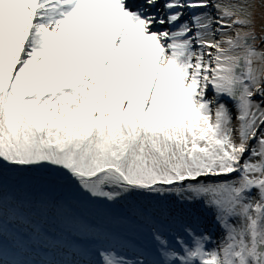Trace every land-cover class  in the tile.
Instances as JSON below:
<instances>
[{
    "label": "snow or ice",
    "instance_id": "obj_1",
    "mask_svg": "<svg viewBox=\"0 0 264 264\" xmlns=\"http://www.w3.org/2000/svg\"><path fill=\"white\" fill-rule=\"evenodd\" d=\"M0 264H264V0H0Z\"/></svg>",
    "mask_w": 264,
    "mask_h": 264
}]
</instances>
